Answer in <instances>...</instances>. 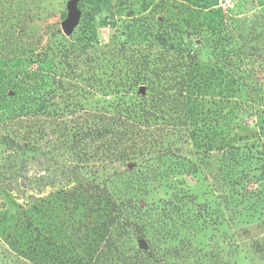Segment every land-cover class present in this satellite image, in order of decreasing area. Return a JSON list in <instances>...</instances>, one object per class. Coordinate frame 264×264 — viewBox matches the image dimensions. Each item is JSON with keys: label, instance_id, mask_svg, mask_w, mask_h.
Here are the masks:
<instances>
[{"label": "rangeland", "instance_id": "1", "mask_svg": "<svg viewBox=\"0 0 264 264\" xmlns=\"http://www.w3.org/2000/svg\"><path fill=\"white\" fill-rule=\"evenodd\" d=\"M69 1L0 0V264L36 233L45 264L141 237L161 264H264V6L78 0L65 34Z\"/></svg>", "mask_w": 264, "mask_h": 264}, {"label": "trees", "instance_id": "2", "mask_svg": "<svg viewBox=\"0 0 264 264\" xmlns=\"http://www.w3.org/2000/svg\"><path fill=\"white\" fill-rule=\"evenodd\" d=\"M264 25V23L262 22ZM180 80L182 81L179 86V93L184 97V104H185V94L187 97H197L199 94L197 92V88H194V86L197 85L196 81L193 82L192 87L188 84L192 81V77L185 81V75H182L180 77ZM186 82V84H185ZM144 86H141L140 91H143ZM199 88V86H198ZM189 100V99H187ZM181 101V102H182ZM188 102V101H187ZM183 104V105H184ZM130 116H123L124 119H122L123 129L117 130L116 134H131L132 132L139 131L143 127L145 128V120L146 119H135V117ZM98 133H103L106 129H97V127L94 128ZM111 131V129H109ZM143 238V237H141ZM26 249L27 251H23L20 253L27 258V264H45L44 256L42 254L41 249V243L39 239V233H36L34 237L31 235L26 240ZM12 244L10 243L9 246L5 247L4 243H0V247L2 248L0 251V260H3L4 258H8L11 254V252L16 247L13 246L10 250L8 247H10ZM103 248V249H102ZM98 251L96 250H90L87 253L83 252H73L68 254L67 251H63L60 248L56 249V251L49 256L48 264H161V257L157 256L155 253H153L150 250H146L145 247L141 246V249L138 250L134 255L123 253L119 250L118 246L115 243V240H112L111 238L107 241V244L105 247H102ZM19 253V254H20Z\"/></svg>", "mask_w": 264, "mask_h": 264}, {"label": "water", "instance_id": "3", "mask_svg": "<svg viewBox=\"0 0 264 264\" xmlns=\"http://www.w3.org/2000/svg\"><path fill=\"white\" fill-rule=\"evenodd\" d=\"M78 0H70L68 2V13L65 20L61 22V28L65 34H70L73 28L77 25L80 11L77 7ZM139 244L143 247L146 245L144 238L139 239Z\"/></svg>", "mask_w": 264, "mask_h": 264}, {"label": "built area", "instance_id": "4", "mask_svg": "<svg viewBox=\"0 0 264 264\" xmlns=\"http://www.w3.org/2000/svg\"><path fill=\"white\" fill-rule=\"evenodd\" d=\"M220 4L224 10L230 9L233 5L232 0H220Z\"/></svg>", "mask_w": 264, "mask_h": 264}, {"label": "crops", "instance_id": "5", "mask_svg": "<svg viewBox=\"0 0 264 264\" xmlns=\"http://www.w3.org/2000/svg\"><path fill=\"white\" fill-rule=\"evenodd\" d=\"M261 0H258V8H261L264 6V1L260 2Z\"/></svg>", "mask_w": 264, "mask_h": 264}]
</instances>
